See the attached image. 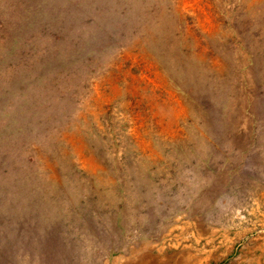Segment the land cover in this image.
I'll use <instances>...</instances> for the list:
<instances>
[{
  "label": "rangeland",
  "instance_id": "1",
  "mask_svg": "<svg viewBox=\"0 0 264 264\" xmlns=\"http://www.w3.org/2000/svg\"><path fill=\"white\" fill-rule=\"evenodd\" d=\"M0 264H264V0H0Z\"/></svg>",
  "mask_w": 264,
  "mask_h": 264
}]
</instances>
